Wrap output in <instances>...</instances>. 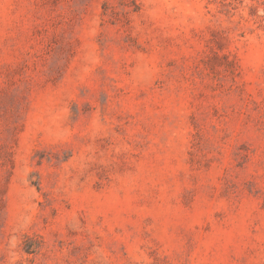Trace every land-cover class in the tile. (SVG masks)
<instances>
[{"label": "rangeland", "instance_id": "obj_1", "mask_svg": "<svg viewBox=\"0 0 264 264\" xmlns=\"http://www.w3.org/2000/svg\"><path fill=\"white\" fill-rule=\"evenodd\" d=\"M0 264H264V0H0Z\"/></svg>", "mask_w": 264, "mask_h": 264}]
</instances>
